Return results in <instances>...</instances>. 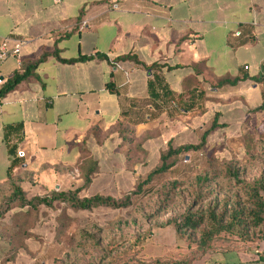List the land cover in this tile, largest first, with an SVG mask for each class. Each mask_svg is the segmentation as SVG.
Segmentation results:
<instances>
[{"label": "crops", "instance_id": "0c3cea01", "mask_svg": "<svg viewBox=\"0 0 264 264\" xmlns=\"http://www.w3.org/2000/svg\"><path fill=\"white\" fill-rule=\"evenodd\" d=\"M0 37L24 41L19 62L0 66V90L25 75L0 98V205L8 175L27 201L81 195L99 176L94 195L116 199L168 148L207 131L209 144L219 126L240 130L264 109L254 112L264 104V0H0ZM225 80L237 83L217 86ZM24 211L0 218L1 243ZM38 222L15 259L43 239Z\"/></svg>", "mask_w": 264, "mask_h": 264}, {"label": "rangeland", "instance_id": "374dc122", "mask_svg": "<svg viewBox=\"0 0 264 264\" xmlns=\"http://www.w3.org/2000/svg\"><path fill=\"white\" fill-rule=\"evenodd\" d=\"M212 138L202 150L170 159L172 167L128 196L125 209L76 212L57 204L31 211L28 225L38 219L32 231L43 239L26 242L27 250L12 263L4 260L7 242H0V264H264L258 261L264 252V213L257 227L251 218L257 198L264 203V109L240 130L219 126ZM154 150L152 145L149 165L155 164ZM106 180L99 176L95 183ZM95 183L80 197L94 195ZM235 213L242 221L233 222ZM186 214L199 226L177 232L174 222ZM14 217L17 225L23 222L21 214ZM206 232L212 237L204 244ZM27 237L20 236L13 247Z\"/></svg>", "mask_w": 264, "mask_h": 264}, {"label": "trees", "instance_id": "16d2710c", "mask_svg": "<svg viewBox=\"0 0 264 264\" xmlns=\"http://www.w3.org/2000/svg\"><path fill=\"white\" fill-rule=\"evenodd\" d=\"M44 57H42L40 61H42ZM25 75H15L13 77V80L9 82L6 86H4L0 90V98L5 95L7 92L11 91L23 78ZM237 80L233 81H221L217 84V86H224V85H229V86H234L236 85ZM264 108V104L255 109L254 112H257L261 109ZM214 127V125H213ZM209 131L205 132L202 135L201 141L197 145H190V146H184L180 147L178 149L172 150L171 148H168L164 153L161 154L160 159H159V164L156 166L155 169H153L142 182H138L135 186V190L133 193H127L123 197H119L117 199L111 198L109 196H103V195H94L91 197H80L79 192L80 190L76 189L74 191H68V192H52L49 193L43 197H34L30 199L29 201L25 200L24 194L21 191V189L16 185V183L13 181V179L8 175L7 179L9 181L10 185V190L11 194L8 200L3 202L0 205V218L4 216L8 211L11 210V207L14 206V208H17L18 210H25L22 212V217H23V222L19 225H16L15 232L12 230V237L8 238L9 241L7 244L11 246L10 248L13 249L10 256L5 259V262H14L15 261V256L18 250V246L14 245V241L19 239L20 236H26L29 234L28 227L30 221V216L29 214L31 211L38 210V208H42L44 210H51L52 207L55 205H60L63 206L66 210L70 211H91L99 208H104V209H111V210H120V209H125L130 206L129 203V198L128 196H131L132 194H139L141 192L142 186L148 185L152 179L160 174L165 173L168 171L173 163H168L170 159L176 158L180 155H185L191 152H197L203 149L205 146V138L207 136ZM93 172H95V169L92 168L88 175H86L83 179V187L85 188L89 182L90 179L88 176H90ZM255 209L252 211L251 218L253 221V226L257 227L261 224V216L264 213V203L261 202L259 198H257V201L255 202ZM43 214V213H42ZM237 213L234 214L233 216V222L236 223L237 220L242 221L239 219L240 217L236 215ZM239 221V222H240ZM199 222L193 219V216H190L186 214L181 221L178 223L174 222V227L177 232L181 231H194L198 228ZM238 228H241L239 226ZM212 237L211 232H206L202 236V240L204 244H207ZM13 247V248H12ZM258 261L261 263H264V252L261 253L258 257Z\"/></svg>", "mask_w": 264, "mask_h": 264}, {"label": "built area", "instance_id": "2783aa9c", "mask_svg": "<svg viewBox=\"0 0 264 264\" xmlns=\"http://www.w3.org/2000/svg\"><path fill=\"white\" fill-rule=\"evenodd\" d=\"M85 26L86 22L83 21L79 26V30H83ZM23 44L24 41L10 37H0V66L8 59H13L18 63L20 60V49Z\"/></svg>", "mask_w": 264, "mask_h": 264}]
</instances>
